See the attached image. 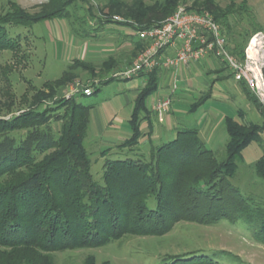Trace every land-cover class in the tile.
I'll return each mask as SVG.
<instances>
[{"label":"trees","instance_id":"16d2710c","mask_svg":"<svg viewBox=\"0 0 264 264\" xmlns=\"http://www.w3.org/2000/svg\"><path fill=\"white\" fill-rule=\"evenodd\" d=\"M185 1H155L131 13L124 19L125 24L135 31L148 29L170 17ZM202 7L220 30L230 34V13L221 11L213 0H206ZM65 16L66 8L59 5L36 15L15 7L13 13L0 17V52L16 53L20 47L19 37H8L6 26L31 27ZM112 20L101 24L114 23ZM249 31L248 37L256 30ZM144 47L142 41L137 43V53ZM237 48L228 47V52L236 56ZM113 63L102 64L100 71L106 73ZM73 69L44 84L49 96L75 77ZM156 73L154 69L146 74V85L136 96L130 116L131 135L115 152L123 155L127 148L136 158L106 160L102 185L92 178L91 161L84 147L91 107L76 98H61L37 108L36 104L48 97L42 91L17 114L9 105L3 114L0 106V264H54V253L98 248L127 235L162 236L177 222L211 226L223 220L239 221L264 245V208L252 204L230 182L236 172V158L264 133L262 106L250 97L262 124L224 118L229 141L223 160L204 146L195 129H182L170 142L151 148L147 157L138 156L135 151L141 136L140 115L148 112L145 99L156 90ZM240 85L245 94L243 83ZM96 92L93 87V94ZM208 96L209 92L201 96L190 112ZM53 122L61 124L56 134L50 131ZM254 172L264 181V154L254 164ZM165 264L214 263L211 255L191 254L170 257Z\"/></svg>","mask_w":264,"mask_h":264},{"label":"rangeland","instance_id":"374dc122","mask_svg":"<svg viewBox=\"0 0 264 264\" xmlns=\"http://www.w3.org/2000/svg\"><path fill=\"white\" fill-rule=\"evenodd\" d=\"M55 1H57L56 4L52 3V0L51 3L50 0H0V17L13 13L15 7L35 15L45 10L49 12L52 7L57 5L66 8V16L62 19L39 22L31 27H5L8 37H19L20 47L16 53L0 52L1 113H6L8 105L9 109L15 112L14 114L26 110L35 94L40 91L48 97L43 98L35 107L40 108L48 105L64 98V95L75 83L97 89V92L91 96L79 95L76 97V100L82 105L96 107L98 111L103 109L106 111L111 106L117 105L114 103L117 101L123 107L124 104L128 106L125 112L128 111L131 94L126 90L125 84L130 80L113 79L103 85L98 77L106 74L100 71L102 64H112L113 61L117 62L121 59L126 61L128 54L126 48L119 49L123 42L117 41L128 31V28L117 23L101 24V21L110 18L114 22L126 19L131 13L140 11L141 7L162 0ZM205 1L186 0L185 4L178 6L184 5L193 11L211 15L202 7ZM213 3L221 11L230 13L228 21L231 30L228 35L232 37L229 38L230 36L228 37L224 29L220 30V33L225 40L227 51L228 47L233 49L238 46V56L229 54L242 69V73L239 71L241 78L236 80L237 72H233L225 62L216 57L223 67L221 76L227 75L225 80L217 81L216 86L212 89L213 94L216 97L219 96L220 100L207 101L193 113H187L183 109V115L187 118L186 122L192 126L198 123L202 126L205 125L204 128L202 127V134L199 135L204 144V138H207L209 133L208 125L204 123L206 112L209 107L218 108L220 112L218 118L224 117L221 118V121H217L215 132L212 134L213 143L210 151L215 154L218 160H223L225 146L229 141L223 124L226 116L239 123L262 124L263 121L251 100L255 98L264 110V0H213ZM253 29L256 30L255 33L248 37L249 30ZM137 39L138 37H135L132 40L137 41ZM232 39H234V43ZM252 41H255L253 45H251ZM74 44L79 51L73 48ZM83 44L90 46L105 44L108 45V50L95 53L94 61L86 60L94 64L87 63L80 56V51L84 48ZM144 49L145 47L138 56L143 53ZM248 53L253 56L251 59L248 58ZM134 58L132 57L131 60ZM194 63L192 62V64ZM78 65L89 66L83 68ZM73 67L72 71L75 77L66 82L55 94L49 96V90L44 88V84L59 79L63 73ZM231 72L234 74L233 78L228 77V73ZM241 82L246 89L245 94L242 91ZM180 93L178 91L176 96ZM198 97L199 95L195 94L187 96L186 99L189 103H193ZM102 103L105 104L102 105ZM183 104L185 105L182 106L183 108L189 107L185 103ZM157 105L158 101L152 107L153 114H164L170 110V101H168L165 110L154 109ZM60 125V123L53 122L50 125V131L56 134ZM20 134L23 133H19L18 136H21ZM18 136L16 135V137ZM90 136L88 123L84 147L91 161L92 178L98 185H102V166L106 160L136 158L131 156L134 153H130L127 148L123 151V155L111 152L102 158L98 155L97 148L102 150L106 146L99 145L98 140H90ZM164 141L166 142V140ZM204 146L208 148L207 145L204 144ZM135 153H139L138 156L143 154L146 157L149 154L146 151H135ZM263 154L264 133L260 135V140L250 143L236 158V172L230 182L252 204L261 205L264 208V181L258 178L254 172V164ZM152 204V201L148 203L149 208ZM191 254L211 255L214 264H264V245L254 238L252 231L242 222L226 220L211 226L177 222L169 232L162 236L127 235L98 248L54 253L53 262L54 264H165L170 257Z\"/></svg>","mask_w":264,"mask_h":264},{"label":"crops","instance_id":"0c3cea01","mask_svg":"<svg viewBox=\"0 0 264 264\" xmlns=\"http://www.w3.org/2000/svg\"><path fill=\"white\" fill-rule=\"evenodd\" d=\"M114 23L120 25L122 24L123 26L128 28V31L121 36L120 40L117 41L121 43L123 42L122 45L119 46V49L126 48V53H128L125 59L126 61H123L121 59L120 61L114 62L112 68H110L106 72V74L98 77L101 80V83L104 80L110 78L116 79L118 81L130 80V82L126 83L125 85L126 90L131 94V100L128 111L126 110V112L125 109H127L126 107L128 106H125L124 104L123 107L121 106V104L119 105L117 101L114 102L117 105L114 104L115 106H111L110 109H107L106 111L104 109L98 111L96 107L90 108L89 129L91 136L89 138H91L90 140L93 141L98 140V142L100 143L99 145L102 144L106 146V148L102 150H98L97 148L98 155L102 158L106 157V155L110 154L111 152L113 154L114 152L118 151V146L130 137L131 132L129 128V121L133 110L134 101L139 91L146 85V74H148V72H141L129 79L118 75L128 69L132 62L135 61L136 57L139 54V52L137 53L135 47L137 43L141 42V40H132L133 38L137 37L136 32L133 27L125 24L127 22H125L124 19ZM143 43L146 45L145 42ZM83 46L84 48L80 51V56L83 61L92 64L94 63L86 60L89 59L94 61L95 53L102 50H108V45L105 44L97 46L83 44ZM73 48L76 49L75 44L73 45ZM76 50H78V48ZM174 54V48H168L164 52V56L166 57H171ZM132 57L135 58L131 60ZM222 68L223 67L221 65V62L219 63V59H217L213 54H209L208 57L194 64L190 63L188 65H178L176 67H169L164 69L156 68L157 86L156 90L145 99V105L148 112L147 114L140 115L139 129L141 136L138 141L136 151L149 152L153 147H158L166 144L167 142L173 140L176 136V133L182 129H195L199 137V135L202 134V127H205V125L202 126L198 123L195 124V126H192V124H189V122L187 123V118L183 115V109L187 113H193L190 112L191 105L194 104L201 96L206 95L208 92V99H206L205 102H203L201 105H204L207 101L210 100H220L219 96L216 97L213 94L212 89H214V87L216 86L217 81H223L225 80V78H227V75L225 77L221 76ZM178 91L181 93L180 95L176 96ZM195 94H198L199 97L193 103H189L186 97ZM77 96L79 95H75L71 98H76ZM159 100L170 101L169 112L164 114H153L151 112L153 105ZM183 103H185L189 107L183 108ZM104 104L105 103H102V105ZM206 113L207 114L205 116L204 123L208 125L209 133L208 137L204 138V144L207 145L208 150H212V134L215 132L217 121H221L224 116H221L222 119L218 118L220 116L218 108L216 109L209 107ZM164 140H166V142Z\"/></svg>","mask_w":264,"mask_h":264},{"label":"built area","instance_id":"2783aa9c","mask_svg":"<svg viewBox=\"0 0 264 264\" xmlns=\"http://www.w3.org/2000/svg\"><path fill=\"white\" fill-rule=\"evenodd\" d=\"M135 32L138 39L146 45L132 66L118 74L126 79L155 68L164 69L200 62L209 54L220 58L233 72H237L236 80L241 78L239 71L242 73V69L225 48L220 27L208 13L196 12L180 5L173 15L158 25ZM168 48L175 49L172 57L164 56ZM92 94L93 87L75 83L64 98L67 100L75 95L88 97ZM167 106L168 100H160L154 109L165 110Z\"/></svg>","mask_w":264,"mask_h":264},{"label":"bare ground","instance_id":"6f19581e","mask_svg":"<svg viewBox=\"0 0 264 264\" xmlns=\"http://www.w3.org/2000/svg\"><path fill=\"white\" fill-rule=\"evenodd\" d=\"M254 43H255V41H252V42H251V45H253ZM247 55H248V58H249V59H251V57H253V56H252L251 54H249V53H248Z\"/></svg>","mask_w":264,"mask_h":264}]
</instances>
